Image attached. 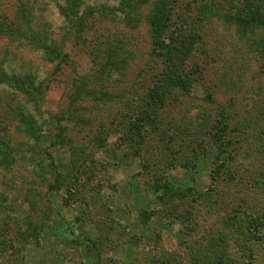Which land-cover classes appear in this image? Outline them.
Masks as SVG:
<instances>
[{
    "label": "rangeland",
    "instance_id": "374dc122",
    "mask_svg": "<svg viewBox=\"0 0 264 264\" xmlns=\"http://www.w3.org/2000/svg\"><path fill=\"white\" fill-rule=\"evenodd\" d=\"M76 1L0 0V25L26 18L0 29V264H264V54L231 5L202 24L203 80L167 91L153 0L134 25Z\"/></svg>",
    "mask_w": 264,
    "mask_h": 264
},
{
    "label": "trees",
    "instance_id": "16d2710c",
    "mask_svg": "<svg viewBox=\"0 0 264 264\" xmlns=\"http://www.w3.org/2000/svg\"><path fill=\"white\" fill-rule=\"evenodd\" d=\"M223 1L225 0H153L150 11L147 14V20L150 27L149 33L151 42L155 48L154 50L158 52L159 58L163 59L166 63L163 69L159 70L158 76L160 75L165 79V89L167 91L173 88L189 90L191 83L193 84L194 81H198V79L203 80V74L199 75L200 71L194 62L197 44L201 45L202 43V34L200 33L201 27L202 24L203 26L205 25L204 21L210 16L216 17L218 13L224 12L225 9L222 6ZM226 1L231 5L228 7V16L237 32L240 36L252 37L256 43H258V48L261 51V55H263L264 37L262 34L264 35V0ZM149 2L150 0H126V4L122 8L127 11L124 12L123 21L134 25V22H137L139 19L133 15H137L138 17V10ZM78 5V2L74 0L73 9L75 11ZM65 10L67 11V8H65ZM25 19V15L22 11V14L17 13L15 18L9 21V27L3 23L0 25V29L3 33L13 32L12 34L15 36L19 37L20 35L22 39H26L24 36L26 33L21 30L19 25L20 20H23V23H25ZM255 32L259 34V38H256ZM30 33L31 35L29 37H34V35H36L37 38L34 37L35 41L39 46L44 47L45 51L49 50L56 52V50L49 45H45V41L39 38L36 32L31 31ZM247 42H250L249 38ZM109 53L110 51L107 53L106 57ZM110 56L113 58V64L110 65L109 68H120L122 66V58H116L114 55ZM262 58H264V55ZM104 60L102 61V66ZM103 69H105L104 66ZM30 81L33 80H25L23 78H18L16 80L15 78V84H17L18 87L21 85L28 87V85H32ZM164 87L165 86H163L160 91H162ZM32 91L27 90V93H24L30 95ZM37 95L38 94L34 93V91L31 94L35 100ZM164 98V93L162 95L156 92L147 105L153 106L157 103H162V101L164 102ZM151 113L153 114V111ZM145 115H147L148 119L152 118L147 111H145ZM28 123V119L24 118V125ZM223 125L226 126V123L223 122ZM263 136L264 130H262L260 134V137Z\"/></svg>",
    "mask_w": 264,
    "mask_h": 264
}]
</instances>
